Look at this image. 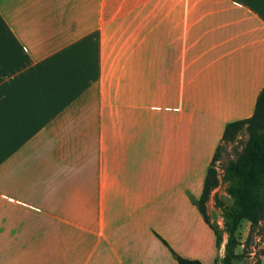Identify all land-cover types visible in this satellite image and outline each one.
Here are the masks:
<instances>
[{
	"label": "crops",
	"instance_id": "crops-1",
	"mask_svg": "<svg viewBox=\"0 0 264 264\" xmlns=\"http://www.w3.org/2000/svg\"><path fill=\"white\" fill-rule=\"evenodd\" d=\"M263 85L264 0H0V264H214L193 201Z\"/></svg>",
	"mask_w": 264,
	"mask_h": 264
},
{
	"label": "trees",
	"instance_id": "trees-1",
	"mask_svg": "<svg viewBox=\"0 0 264 264\" xmlns=\"http://www.w3.org/2000/svg\"><path fill=\"white\" fill-rule=\"evenodd\" d=\"M241 131L247 133L244 145L236 157L227 159L224 165V179L231 181L227 191L233 196L234 205L229 209L225 208L227 239L222 264H233V260L240 256L235 248L240 243L238 229L244 219L250 224L247 237L251 236L254 229L258 234L264 231V85L256 98L252 114L226 123L221 142L216 146L210 165L207 167L202 192L197 200L198 209L204 221L212 228L218 247L222 237L217 226L209 219L206 201L211 190L218 183L214 163L219 157L222 143L235 140ZM177 264H201V262L198 259L178 256ZM214 264H218V261ZM253 264H259V261Z\"/></svg>",
	"mask_w": 264,
	"mask_h": 264
},
{
	"label": "rangeland",
	"instance_id": "rangeland-1",
	"mask_svg": "<svg viewBox=\"0 0 264 264\" xmlns=\"http://www.w3.org/2000/svg\"><path fill=\"white\" fill-rule=\"evenodd\" d=\"M246 137L247 133L241 131L235 140L222 143L219 157L214 163L218 176V183L211 190L206 201V207L209 211V219L215 226H217L221 237L222 235L227 237V216L225 214V208L229 209L234 205V198L227 191V186L231 181L229 179H224V165L227 159L236 157L243 147ZM193 203L196 208H198L196 201H193ZM249 226V221L246 219H244L239 226L238 232L240 243L236 246L235 251L238 252L240 256L233 260V264H253L256 261H259V264H264V231L261 234H258V231L254 229L251 232V236L247 237ZM215 247L216 246L213 247L215 252L212 256V261H218V264H222L221 261L223 255H219L220 251H217ZM224 252L225 250L223 251V254ZM205 261L206 260H204V262L201 261V263H207Z\"/></svg>",
	"mask_w": 264,
	"mask_h": 264
}]
</instances>
